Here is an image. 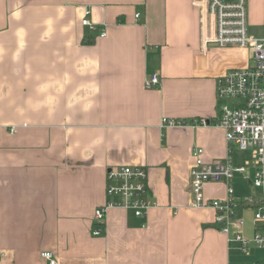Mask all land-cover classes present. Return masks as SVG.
<instances>
[{
    "label": "crops",
    "instance_id": "obj_1",
    "mask_svg": "<svg viewBox=\"0 0 264 264\" xmlns=\"http://www.w3.org/2000/svg\"><path fill=\"white\" fill-rule=\"evenodd\" d=\"M192 1L0 0V264H48L44 251L59 264H240L217 211L192 206L190 170L196 147L226 159L216 79L251 52H204ZM248 16L264 35V0H248ZM153 73L161 85L147 88ZM118 165L148 168L157 205L140 217L111 208L95 235ZM204 193L223 199L227 185Z\"/></svg>",
    "mask_w": 264,
    "mask_h": 264
},
{
    "label": "built area",
    "instance_id": "obj_2",
    "mask_svg": "<svg viewBox=\"0 0 264 264\" xmlns=\"http://www.w3.org/2000/svg\"><path fill=\"white\" fill-rule=\"evenodd\" d=\"M192 3L200 13L201 46L204 52L211 48V43H217V47L241 48L251 52L248 66H231L216 79L217 97L222 101H230L222 104L215 122L225 130L226 159L207 162L202 157L204 148L196 147L190 170L192 206L214 208L217 211L216 222L221 232L228 236L229 243L238 244L243 252H248L252 244L264 247V225L256 229L251 237L243 235L239 228L243 226L244 219L238 211L241 202L246 201L258 209L255 221L264 222V35L255 36L249 31L248 0H193ZM139 15L137 13L136 16ZM83 24L96 29L88 16L83 19ZM101 36H106L104 29ZM145 85L147 88L159 87L160 74L153 73L146 78ZM207 123L210 121L206 119L164 117L161 125L175 127ZM249 149H252V158L245 155L242 163L236 164L235 153ZM239 174L244 175L253 187L263 191L262 198L256 194L246 198L237 195L234 184ZM148 179L146 166L118 165L107 168V201L95 210V235L105 232L107 212L111 208L131 210L140 217L157 205ZM220 181L227 185V196L223 199H207L204 193L206 183ZM42 255L48 264H59L54 252L44 251Z\"/></svg>",
    "mask_w": 264,
    "mask_h": 264
},
{
    "label": "rangeland",
    "instance_id": "obj_3",
    "mask_svg": "<svg viewBox=\"0 0 264 264\" xmlns=\"http://www.w3.org/2000/svg\"><path fill=\"white\" fill-rule=\"evenodd\" d=\"M230 102L229 100L222 101V104H226ZM242 155H246L249 158H252V149H249L245 152H236V160L241 159ZM253 161V160H252ZM250 178H252V174H249ZM235 190L241 192L242 197H251L253 194H256L258 197L262 198L263 191L260 188L253 187L246 179L244 175H237L234 184ZM258 209L255 206H248L243 209L242 217L244 219L243 226L239 228L240 232L247 236L251 237L254 235L256 229L263 228V221H255V213ZM240 264H254L257 260L264 258V247H259L257 245L252 244L248 252H243L240 249Z\"/></svg>",
    "mask_w": 264,
    "mask_h": 264
},
{
    "label": "trees",
    "instance_id": "obj_4",
    "mask_svg": "<svg viewBox=\"0 0 264 264\" xmlns=\"http://www.w3.org/2000/svg\"><path fill=\"white\" fill-rule=\"evenodd\" d=\"M94 42V37L91 35H86L83 39V43L85 44H92ZM250 206L246 201L241 202L240 207L238 208V211L242 213L243 209ZM254 264H264V258L256 261Z\"/></svg>",
    "mask_w": 264,
    "mask_h": 264
},
{
    "label": "water",
    "instance_id": "obj_5",
    "mask_svg": "<svg viewBox=\"0 0 264 264\" xmlns=\"http://www.w3.org/2000/svg\"><path fill=\"white\" fill-rule=\"evenodd\" d=\"M210 46H211V48L214 49L216 46H218V44H217V43H211ZM208 122H209V121H208Z\"/></svg>",
    "mask_w": 264,
    "mask_h": 264
}]
</instances>
